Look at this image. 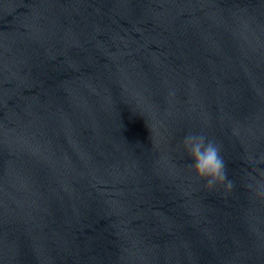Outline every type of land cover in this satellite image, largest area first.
I'll list each match as a JSON object with an SVG mask.
<instances>
[{
	"label": "water",
	"instance_id": "95a60500",
	"mask_svg": "<svg viewBox=\"0 0 264 264\" xmlns=\"http://www.w3.org/2000/svg\"><path fill=\"white\" fill-rule=\"evenodd\" d=\"M252 178L264 0H0V264H264Z\"/></svg>",
	"mask_w": 264,
	"mask_h": 264
},
{
	"label": "clouds",
	"instance_id": "9594fccd",
	"mask_svg": "<svg viewBox=\"0 0 264 264\" xmlns=\"http://www.w3.org/2000/svg\"><path fill=\"white\" fill-rule=\"evenodd\" d=\"M181 147L189 158L192 173L206 188L211 190L219 186L225 193L233 190L234 182L217 142L202 132L189 131L183 136ZM248 188L254 197L264 199V180L252 178Z\"/></svg>",
	"mask_w": 264,
	"mask_h": 264
}]
</instances>
